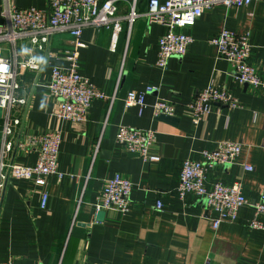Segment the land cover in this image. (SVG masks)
Returning <instances> with one entry per match:
<instances>
[{
    "label": "crops",
    "instance_id": "1",
    "mask_svg": "<svg viewBox=\"0 0 264 264\" xmlns=\"http://www.w3.org/2000/svg\"><path fill=\"white\" fill-rule=\"evenodd\" d=\"M12 2L20 8L46 9L49 0ZM147 6L148 0H139L137 8L144 12ZM119 8L123 14L129 11L125 1ZM223 29L250 32L251 62L264 72V1H254L248 7H215L193 27L179 30L192 36L194 42L183 58L170 59L167 71L156 65L164 25L140 20L129 31L124 24L115 51L110 50V30L85 29L80 73L109 96L93 102L86 125L51 118L53 102L40 86L48 82L52 67L67 65L64 51L74 43L68 33L52 39L50 52L55 57L50 64L40 77L28 72L22 79L21 96L33 97L16 140L59 128L64 177H47L46 188L32 180L8 181L0 212V264H264V232L251 231L245 225L252 215L250 208L240 209L234 223H222L214 230L205 217L204 199L188 196L182 201L177 195L183 162L200 160L203 150L215 148L222 140L241 143L243 151L237 164L215 168L209 182L231 184L241 177L247 199L257 200L264 194V88L255 91L240 85L230 64L218 58L210 40ZM28 45L25 42L20 47ZM36 55L45 58L44 53ZM209 85L226 87L243 108L230 111L215 105L194 127L184 115L185 107ZM149 87L154 90L146 95L141 113L139 107L126 106L130 92L142 93ZM157 101L177 106L175 122L154 116ZM119 125L155 130L157 142L152 154L159 160L145 162L118 145ZM97 147L99 156L89 173ZM13 162L32 166L36 154L17 152ZM242 163L253 165L255 170L244 172ZM115 174L133 183L130 212L121 216L111 209L99 220L95 204L104 183ZM44 190L49 194L46 209L41 208ZM81 193L83 200L78 207ZM158 201L163 205L160 210L156 208Z\"/></svg>",
    "mask_w": 264,
    "mask_h": 264
},
{
    "label": "built area",
    "instance_id": "2",
    "mask_svg": "<svg viewBox=\"0 0 264 264\" xmlns=\"http://www.w3.org/2000/svg\"><path fill=\"white\" fill-rule=\"evenodd\" d=\"M121 1L129 5L126 14L120 11ZM254 1L264 0H148L147 10L140 12L137 8L139 0H49L46 9L20 8L14 5L12 0H1L0 212L4 191L10 179L32 180L36 186L46 188L47 177L54 175L58 180L64 177L60 171L62 131L59 128L24 138L20 136L16 140L17 134L20 133L18 129L27 119L33 97V94L21 96L22 79L28 72L40 77L42 69L50 64V59L55 57V54L50 52L55 36L68 33L74 38V43L64 51L67 65L52 67L48 82L40 87L53 102L51 118L73 125H86L93 102L108 100L109 96L80 73V49L84 47L81 37L85 29L110 30V50L115 51L124 24H127L129 31L140 20L164 25L166 32L159 39L156 65L162 71H167L170 59L183 58L194 42L192 36L179 30L193 27L205 12L215 7H248ZM250 41V32L236 33L223 29L210 40V44L216 47L218 58L230 64L237 83L258 91L264 88V72L256 63L251 62ZM25 42L29 45L21 48V43ZM37 52L44 53L45 58H39ZM121 80L122 73L118 76L117 89ZM35 85L39 86V82H35ZM153 90V87H149L142 93L130 92L125 99L126 106L139 107L141 113L146 106V95ZM115 99L114 94L112 102ZM215 105L226 106L230 111L243 108L241 102L226 87L209 85L196 93L194 99L186 105L184 115L197 127L204 117L213 111ZM153 109L156 118L175 117L177 106L157 101ZM156 142L155 130L118 126L116 143L129 153L140 156L145 162L159 160L152 154ZM242 151L241 143L222 140L215 148L203 150L200 160H185L181 168L177 195L182 201L188 196L204 199L205 217L211 222L214 230L219 229L222 223H234L238 219L240 209L250 208L252 215L246 221V227L251 231L264 232V194L257 200L247 199L241 177L231 184L222 181L210 183L208 179L215 168L237 164ZM17 152L36 154V163L32 166L14 163ZM98 156L99 147L92 154L89 173L93 170ZM240 166L244 172L255 170V167L248 163H242ZM132 191L133 183L129 178L121 174L108 178L95 204L97 213L112 209L119 215L126 216L131 209ZM41 194V208L46 209L49 194L46 190ZM83 195L81 193L78 197V207L82 203ZM156 208H163L160 201L157 202Z\"/></svg>",
    "mask_w": 264,
    "mask_h": 264
},
{
    "label": "water",
    "instance_id": "3",
    "mask_svg": "<svg viewBox=\"0 0 264 264\" xmlns=\"http://www.w3.org/2000/svg\"><path fill=\"white\" fill-rule=\"evenodd\" d=\"M161 119L164 120V121H173L175 122L176 119H174L173 117H168V116H161ZM103 157L107 158L108 157V154L107 153H104L103 154ZM104 216H105V212L101 211V212H98V218L99 220H104Z\"/></svg>",
    "mask_w": 264,
    "mask_h": 264
}]
</instances>
